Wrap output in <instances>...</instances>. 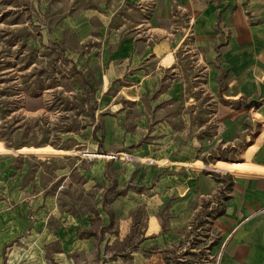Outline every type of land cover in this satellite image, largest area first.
I'll return each mask as SVG.
<instances>
[{
  "label": "rangeland",
  "instance_id": "rangeland-1",
  "mask_svg": "<svg viewBox=\"0 0 264 264\" xmlns=\"http://www.w3.org/2000/svg\"><path fill=\"white\" fill-rule=\"evenodd\" d=\"M153 3L0 0V154L23 146L39 157L0 156V264H146L135 253L153 249L141 247L149 214L167 225L153 203L162 166L199 158L232 172L240 162L221 160L240 159L245 138L223 141L195 52L179 49L173 69L124 56L154 39L141 29ZM173 11L174 27H185ZM127 86L133 98L117 94ZM220 209L197 211L167 245L182 256L164 255L166 264H212Z\"/></svg>",
  "mask_w": 264,
  "mask_h": 264
},
{
  "label": "crops",
  "instance_id": "crops-1",
  "mask_svg": "<svg viewBox=\"0 0 264 264\" xmlns=\"http://www.w3.org/2000/svg\"><path fill=\"white\" fill-rule=\"evenodd\" d=\"M136 1L141 7L154 2L141 24L154 39L142 52L133 44L126 45L124 56L131 50L133 63L152 60L156 68L173 69L179 65V49L185 54L195 52V62L202 64L206 74L205 92L219 134L225 143H239L236 133L245 141L240 159L225 160L240 161L231 164L232 172L217 171L199 158L180 157L162 166L165 170L154 187L153 203L165 207L167 225L162 226L159 213L149 214L141 247L153 249L146 255L139 250L135 261L166 264L164 255L181 257V250H170L167 245L182 241L200 208L214 212L221 203L211 221L220 237L211 251L212 264H264V0ZM174 9L184 17L185 27H174ZM189 33L192 41L187 42ZM169 53L172 58L167 62ZM215 63L224 71L221 82ZM132 88L123 87L117 94L133 98ZM245 124L251 126L250 135ZM5 155L19 154H0ZM190 161H201L204 167L189 166ZM225 175L231 180L225 182Z\"/></svg>",
  "mask_w": 264,
  "mask_h": 264
},
{
  "label": "water",
  "instance_id": "water-1",
  "mask_svg": "<svg viewBox=\"0 0 264 264\" xmlns=\"http://www.w3.org/2000/svg\"><path fill=\"white\" fill-rule=\"evenodd\" d=\"M46 145H48V144H46ZM41 146H45V145H41ZM49 146H51V147H53L54 149H56V150H64V151H67L66 149H61V148H56V147H54V146H52V145H49ZM23 146H20V147H18V148H8V147H5V148H7V149H10L11 150V152L10 153H15V154H19V155H26V156H33V157H36V154H34L33 152H29V153H23V152H20V149L22 148ZM27 147H35V148H37V147H40V146H27ZM60 155H68V153H66V154H53V155H51V156H60Z\"/></svg>",
  "mask_w": 264,
  "mask_h": 264
},
{
  "label": "trees",
  "instance_id": "trees-1",
  "mask_svg": "<svg viewBox=\"0 0 264 264\" xmlns=\"http://www.w3.org/2000/svg\"><path fill=\"white\" fill-rule=\"evenodd\" d=\"M52 146H56V148H57V146H59V145H57V144H55V143H52ZM224 160H227V158H223Z\"/></svg>",
  "mask_w": 264,
  "mask_h": 264
},
{
  "label": "built area",
  "instance_id": "built-area-1",
  "mask_svg": "<svg viewBox=\"0 0 264 264\" xmlns=\"http://www.w3.org/2000/svg\"><path fill=\"white\" fill-rule=\"evenodd\" d=\"M88 155L94 157L93 155H95V154H88Z\"/></svg>",
  "mask_w": 264,
  "mask_h": 264
}]
</instances>
